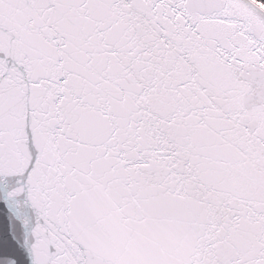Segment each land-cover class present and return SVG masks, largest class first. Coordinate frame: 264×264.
<instances>
[{
    "label": "snow or ice",
    "instance_id": "obj_1",
    "mask_svg": "<svg viewBox=\"0 0 264 264\" xmlns=\"http://www.w3.org/2000/svg\"><path fill=\"white\" fill-rule=\"evenodd\" d=\"M0 264H264V0H0Z\"/></svg>",
    "mask_w": 264,
    "mask_h": 264
}]
</instances>
